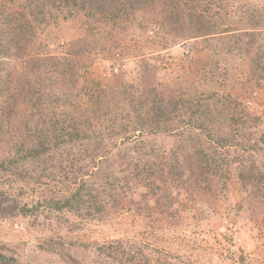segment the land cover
<instances>
[{"label": "trees", "instance_id": "obj_1", "mask_svg": "<svg viewBox=\"0 0 264 264\" xmlns=\"http://www.w3.org/2000/svg\"><path fill=\"white\" fill-rule=\"evenodd\" d=\"M258 1L23 0L24 9L10 14V36L1 39L5 54L17 63L11 66L13 74L3 73L8 86L0 80V87L7 88L0 99V178L16 176L23 182L13 193L0 191V219L33 218L46 208L86 219L129 210L151 217L163 214L172 222L181 217L180 195H217L228 166H234L244 209L262 212L264 135L258 128L263 117L239 95L221 93L214 86L220 64H232L236 58L259 75L250 84V96L263 85L264 3L257 15L252 9ZM77 12L110 22L111 33L122 20L139 27L138 35L150 41L156 40L150 32L156 22L179 39L202 37L208 70L185 90L151 85L125 102L120 99L123 92L114 87L106 102L94 96L95 91L84 100V59L103 44V34L95 33L98 20H83L82 35L63 44L58 53L47 51L49 43L41 39L36 51L28 52L36 31ZM110 104L114 109L104 107ZM178 131L183 140L170 151L153 140ZM40 175L54 182L51 192L24 201L25 181H37ZM217 177L221 180L216 184ZM53 243L64 251L68 244L88 245L107 264H173L153 261L145 245L132 238L100 243L62 235ZM19 259L1 239L0 264H22Z\"/></svg>", "mask_w": 264, "mask_h": 264}, {"label": "rangeland", "instance_id": "obj_2", "mask_svg": "<svg viewBox=\"0 0 264 264\" xmlns=\"http://www.w3.org/2000/svg\"><path fill=\"white\" fill-rule=\"evenodd\" d=\"M22 3L23 0H0V80L5 86L8 85L5 84L7 78L4 74H13L11 66L17 61L5 54L1 39L10 36L8 32L13 28L9 22L10 14L23 10ZM261 3L258 1L256 9L252 7L253 15H257ZM116 10L118 15L121 14L119 7ZM96 18L86 17L80 12L74 15L66 13L58 23H51L45 31H36V42L29 44L28 52L36 51L37 39H41L49 43L47 51L58 53L63 44L82 35L83 20L96 22ZM121 21L118 20L119 23L113 26L112 33L108 32L110 22L97 21L95 33L103 34L100 38L103 44L98 51L84 59V90L87 93L84 100H88L91 92L95 91L94 96L106 102L114 87L123 92L120 99L125 102L137 98L139 90L151 85L160 88L163 84V87L169 85L185 90L200 81V76L207 72L205 63L208 57L202 37L179 39L172 29L156 22L150 31L156 40L150 41L138 35L139 27H130V24L128 26L127 22ZM260 28L264 37V27ZM187 46H190L189 53L186 52ZM112 54L115 57H111ZM155 58H158V63L154 62ZM144 59H147L146 62H143ZM154 66L158 67L156 71ZM219 67L214 86L221 93L239 95L253 107L254 112L263 117L258 129L259 134L264 135V81L250 96V84L259 75L252 73L247 62L236 58L232 64L221 63ZM59 74L54 78H58ZM221 84L224 88L219 86ZM6 90L0 87V99ZM105 106L114 109L113 104ZM153 140L170 151L180 145L183 136L178 131ZM202 140L203 144L209 146L210 142H205L204 137ZM225 170V183H221L222 188L218 189L217 195L212 192L207 194L206 191L205 194L192 192L194 196L191 199L187 194H181V217L172 219V222L165 219L163 214L151 217L129 210L86 219L72 212H49L44 208L33 218L0 219V240L4 239L5 244L18 253L22 264H107L88 245L68 244L64 251L62 245L53 243L59 242L62 235H72L83 242L100 243L132 238L145 245L153 261L160 258V262L167 260L173 264H264V210L258 213L257 210L244 209L243 193L235 179L234 166H228ZM218 180L221 179L217 177L216 184ZM22 182L16 176L15 179L0 178V191L13 193L20 189L18 187ZM25 184L22 199L34 202L50 193L54 182L50 177L40 175L37 181L27 180Z\"/></svg>", "mask_w": 264, "mask_h": 264}, {"label": "built area", "instance_id": "obj_3", "mask_svg": "<svg viewBox=\"0 0 264 264\" xmlns=\"http://www.w3.org/2000/svg\"><path fill=\"white\" fill-rule=\"evenodd\" d=\"M186 52H187V53L190 52V46H187V48H186Z\"/></svg>", "mask_w": 264, "mask_h": 264}]
</instances>
